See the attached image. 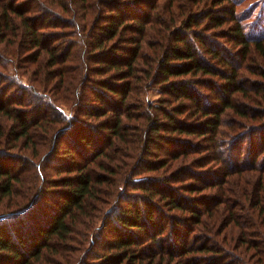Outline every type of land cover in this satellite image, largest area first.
Returning <instances> with one entry per match:
<instances>
[{
  "label": "trees",
  "instance_id": "trees-1",
  "mask_svg": "<svg viewBox=\"0 0 264 264\" xmlns=\"http://www.w3.org/2000/svg\"><path fill=\"white\" fill-rule=\"evenodd\" d=\"M164 1L0 0V264H264V30Z\"/></svg>",
  "mask_w": 264,
  "mask_h": 264
},
{
  "label": "rangeland",
  "instance_id": "rangeland-1",
  "mask_svg": "<svg viewBox=\"0 0 264 264\" xmlns=\"http://www.w3.org/2000/svg\"><path fill=\"white\" fill-rule=\"evenodd\" d=\"M165 1L167 2L168 0H165ZM238 1H240V0H238ZM254 1L255 0H246L242 4H239L238 12L239 13H243V16L246 17V19L244 21L246 23V30L248 31V33L255 32V33L259 34V33H262L263 30H264V3L261 4V1L260 2L255 1V3H254ZM190 2H193V0H183V3H186V4H188ZM250 2H253V3H250ZM164 5H165L164 8L166 10V4H164ZM260 22H262V23H260ZM254 27H256L257 29L256 28L254 29ZM2 78H4V77L2 76L1 79ZM251 78H260V76L258 77L254 73H251ZM22 81H27L26 77L22 78ZM247 84L250 85L249 83H247ZM14 88L15 87H13L12 90H14ZM144 96H146V98H148V100H150V101H155L157 98H159L161 96V93L157 89H148V90H146ZM241 100L240 101L243 103V102L247 101L248 99L245 96H242ZM241 102H237V103H241ZM245 103L247 104V102H245ZM263 106H264V104L257 103L253 107L259 108V107H263ZM252 109H254V108H252ZM255 113H256L255 111L252 112V114H255ZM263 132H264V129L261 127L260 132H255V133H263ZM253 136L254 135H252V138H253ZM249 141H251L250 138H245V137L243 138V136L240 137V139L238 140V143H242L241 147L243 148V152L241 153V156H240V158L238 160V165L237 166L239 168L241 167V168L244 169V172L240 174L241 176H244L246 178H250V179L253 180V179L258 177V174L261 173V171L251 169V167L253 166V159L250 157L251 155L249 156V154L246 152L247 148H249L248 146L250 145ZM151 147H152V149H156L154 145H151ZM232 150H233L234 153H237V149H235L234 147L231 149V152H232ZM253 150H256L255 146H254ZM158 152L159 153H157V154H159L160 156L166 155V153H165V151L163 149H160ZM243 153H245V154H243ZM260 156H261V157H259V161L260 162L257 161L255 163L256 165H258V164L262 165V162L264 161V152ZM15 161L16 162H22L20 160H15ZM19 165L20 164H18L17 167H19ZM47 170L49 172H53L54 171L50 166L47 167ZM234 176L237 177L236 175H234ZM235 177L230 178V180L235 179ZM231 185H232L231 189H233L234 188L233 182L231 183ZM193 195H194V193H193ZM235 198H238V197H234L233 199H235ZM235 200H237V199H235ZM122 204L124 205L125 203L123 202ZM235 211L237 213H242L240 210H235ZM213 222H216V221H213ZM217 224H216V226L213 227L214 229H212L213 233L212 232L209 233V235L212 233L210 235V237H212V238H211V241L209 243L210 244L218 243L219 248H223L222 249L223 253L221 255L223 262L224 263H230V264H249L248 262L251 263L250 258L249 259L246 258L248 261H245V260L244 261H241V260L239 261L238 259H236L234 257V256L240 257L242 247L244 248V250H246V247H245L246 244H243V246H241V249H240V247H237L238 244H240V242H243V240H244L243 239V236H244L243 232L240 235L238 234L239 227H237V228L234 227L235 224L232 223L233 225L230 224V225L225 226L222 229H221V227L219 229H216V228H218ZM255 230L256 231H253V233H258L257 228ZM112 232L113 231L111 230V228L108 227L104 231L103 234L107 238H111V237H113ZM253 233L251 231V233H249L248 236H245L246 237L245 242H247V240H249V238H259V237H255L256 235H254ZM201 240H208L207 236L205 238H201ZM228 243H232L233 245L235 244V246L237 248V249L234 248L235 253H231L232 252L231 251L232 248H231V246L228 245ZM100 248H101L100 245H96L95 250H97V249L100 250ZM244 250H242V251H244ZM228 254H231V255H228ZM233 254H234V256H233ZM197 255L199 256L198 258L200 259V261H202L201 264H209V261L210 262H211V260L213 261V258L210 257L211 255H213V253H202V254L201 253H197ZM242 255H243V252H242Z\"/></svg>",
  "mask_w": 264,
  "mask_h": 264
}]
</instances>
